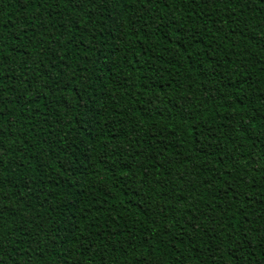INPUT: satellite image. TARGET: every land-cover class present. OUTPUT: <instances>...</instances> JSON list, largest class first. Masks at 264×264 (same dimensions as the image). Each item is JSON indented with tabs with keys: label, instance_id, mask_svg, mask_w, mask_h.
Returning <instances> with one entry per match:
<instances>
[{
	"label": "trees",
	"instance_id": "1",
	"mask_svg": "<svg viewBox=\"0 0 264 264\" xmlns=\"http://www.w3.org/2000/svg\"><path fill=\"white\" fill-rule=\"evenodd\" d=\"M0 264H264V0H0Z\"/></svg>",
	"mask_w": 264,
	"mask_h": 264
},
{
	"label": "snow or ice",
	"instance_id": "2",
	"mask_svg": "<svg viewBox=\"0 0 264 264\" xmlns=\"http://www.w3.org/2000/svg\"><path fill=\"white\" fill-rule=\"evenodd\" d=\"M82 2L83 0H73L74 5L77 7L81 6Z\"/></svg>",
	"mask_w": 264,
	"mask_h": 264
}]
</instances>
